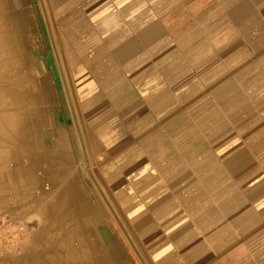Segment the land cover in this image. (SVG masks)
Wrapping results in <instances>:
<instances>
[{"label": "crops", "instance_id": "1", "mask_svg": "<svg viewBox=\"0 0 264 264\" xmlns=\"http://www.w3.org/2000/svg\"><path fill=\"white\" fill-rule=\"evenodd\" d=\"M38 2L46 59L0 0V264H264V0Z\"/></svg>", "mask_w": 264, "mask_h": 264}, {"label": "rangeland", "instance_id": "2", "mask_svg": "<svg viewBox=\"0 0 264 264\" xmlns=\"http://www.w3.org/2000/svg\"><path fill=\"white\" fill-rule=\"evenodd\" d=\"M3 2H8L9 4V9H10V14L12 16V12L17 13V15L20 17V19L22 20V22L18 20L22 23V28L23 29V33H22V37H23V41H24V48H25V54H29V51H31V54H41L42 57L48 58L50 55L49 51L52 49V45L49 44L48 42V35H47V27L44 23L45 20V15L44 12L42 11V9L40 8L39 4V0H24V12L21 13L20 9H17V6H15L16 1L15 0H2ZM23 6V5H21ZM29 8V9H28ZM3 9L0 7V14L2 15ZM12 20V19H10ZM33 20L36 21L37 25L40 28V33H41V44L39 46H37L36 48L33 49V45L32 42H30V40H32V34H33V27H32V22ZM13 24V21L11 22ZM40 47V51H38V48ZM33 50L35 51L33 53ZM62 77L60 75L57 76V80H58V84H60ZM111 226V224H113V220L112 218L106 219V225ZM122 226H125L123 220L121 223ZM113 236L110 234H107L106 241L109 242H113ZM124 237H122L123 239ZM127 242V239H124ZM126 260H128V254H129V250L126 246ZM142 258H140L138 256V259L136 260L137 264H148L147 261L140 260Z\"/></svg>", "mask_w": 264, "mask_h": 264}, {"label": "built area", "instance_id": "3", "mask_svg": "<svg viewBox=\"0 0 264 264\" xmlns=\"http://www.w3.org/2000/svg\"><path fill=\"white\" fill-rule=\"evenodd\" d=\"M29 236V227L23 220L5 212L0 216V254H17Z\"/></svg>", "mask_w": 264, "mask_h": 264}, {"label": "bare ground", "instance_id": "4", "mask_svg": "<svg viewBox=\"0 0 264 264\" xmlns=\"http://www.w3.org/2000/svg\"><path fill=\"white\" fill-rule=\"evenodd\" d=\"M7 5H8V3H7ZM7 9V8H6ZM15 15H16V18H15V21L16 22H14V27L17 29L18 28V26L20 27V28H22V20L20 19V17L17 15V13H16V11H15ZM3 16V15H2ZM6 16V15H5ZM2 18V17H1ZM7 18V17H6ZM9 18V17H8ZM18 18H19V20L22 22H20L19 20H18ZM6 22V21H5ZM3 24V23H2ZM13 28V27H12ZM4 29V28H3ZM7 29V28H6ZM21 31V30H20ZM16 32V31H15ZM9 38V37H8ZM10 40V39H9ZM11 41V40H10ZM11 43V42H10ZM4 47V46H3ZM5 50V49H4ZM4 50H2V52L4 53ZM100 259V258H99ZM105 259V258H104Z\"/></svg>", "mask_w": 264, "mask_h": 264}]
</instances>
